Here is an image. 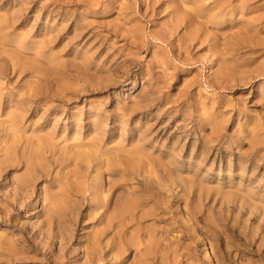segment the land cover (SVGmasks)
<instances>
[{
  "label": "rangeland",
  "instance_id": "1",
  "mask_svg": "<svg viewBox=\"0 0 264 264\" xmlns=\"http://www.w3.org/2000/svg\"><path fill=\"white\" fill-rule=\"evenodd\" d=\"M143 1L0 0V264H264V0Z\"/></svg>",
  "mask_w": 264,
  "mask_h": 264
},
{
  "label": "bare ground",
  "instance_id": "2",
  "mask_svg": "<svg viewBox=\"0 0 264 264\" xmlns=\"http://www.w3.org/2000/svg\"><path fill=\"white\" fill-rule=\"evenodd\" d=\"M145 1V0H144ZM143 1V2H144ZM148 2V1H146ZM150 4V3H148ZM26 8V7H25ZM152 9V8H151ZM153 10V9H152ZM27 12V10L25 11V13ZM7 17V16H6ZM15 21V20H14ZM23 21V20H22ZM28 21V20H27ZM5 22V20H3L2 18H0V25H3V23ZM14 23V22H13ZM12 23V26L14 25ZM82 31V30H81ZM84 33V32H83ZM56 36V35H55ZM25 39L20 36V35H14L12 38H11V41L14 42L16 45H23L25 43L24 41ZM50 43L47 39H42L41 41L39 42H34L32 44V48L33 50L35 51V54L37 55H41V51L43 50V48H45L47 46V44ZM17 102V101H16ZM42 144H44L45 146H51V142L50 140H42L41 141ZM16 147V146H15ZM12 149L13 147L12 146H7L6 147V150H5V153H4V159L2 160V162H11L13 161L12 158H10V155H11V152H12ZM37 151V150H36ZM45 151V150H44ZM118 153V152H117ZM119 154V153H118ZM125 154V153H124ZM22 155V153H21ZM47 155V154H45ZM63 155V154H62ZM130 155V154H129ZM65 155H63L64 157ZM131 156V155H130ZM21 157V156H20ZM39 157V153H37L35 155V158ZM59 157V155H58ZM110 157V156H109ZM129 157V156H128ZM51 158V157H50ZM57 158V157H56ZM60 159V158H59ZM67 159V158H66ZM55 161V160H54ZM63 161V160H62ZM25 164L26 166L28 165H31V161L29 163L28 159L25 160ZM33 162V161H32ZM56 162H58L56 160ZM102 164V161L100 162ZM100 163H98V165H100ZM123 163V162H122ZM60 164H62L60 162ZM24 166V165H23ZM33 166V165H32ZM35 166V165H34ZM25 167V166H24ZM52 167V166H51ZM11 168V167H10ZM47 168V166L45 167ZM29 169V168H28ZM105 171L108 173V174H112L113 172H117L119 173L121 171V167H117V165H115V163L113 161H108L105 163ZM148 171V170H147ZM39 175L40 176H45L46 174L42 171V170H39ZM49 174V173H48ZM135 175V174H134ZM30 174L28 173L27 174V177L25 178V181H27L26 179H28V182H31L33 183L36 179V177H29ZM23 179V178H22ZM45 179V178H44ZM48 179V178H47ZM43 180V179H42ZM39 181V180H38ZM23 182V181H22ZM17 183V181H16ZM19 183V182H18ZM36 183V182H35ZM22 184V183H21ZM26 184V183H25ZM106 184L108 185V188L109 189H113L114 191L117 190V189H121L122 188V183H121V179H118V180H115V181H107ZM169 185V184H168ZM18 187V186H17ZM162 187V186H161ZM14 188V187H12ZM159 191V190H158ZM164 191V190H163ZM86 193V192H85ZM84 193V194H85ZM74 194V193H73ZM23 195V194H22ZM79 195V194H78ZM115 196H117L118 194H115ZM29 196V194H28ZM37 198V197H36ZM28 200V199H27ZM61 201L57 196L55 198H51L48 200L49 202V206L47 208L44 209L42 215H44V217L46 218L45 221L43 222L44 224H49L51 222V220L53 219V212L55 210L56 207H60L61 206ZM72 202V201H71ZM20 203H24L23 201H20ZM87 203V202H86ZM10 204V203H9ZM13 206V205H12ZM102 206H105L103 200H98L97 203H95V205L91 206L92 208H99V207H102ZM16 207V206H15ZM90 207V208H91ZM21 208V207H20ZM19 209V208H18ZM42 210V209H41ZM21 211V210H20ZM58 211V210H57ZM79 211V210H78ZM56 213V211H55ZM64 213V212H63ZM62 213V214H63ZM58 214V213H57ZM80 213H76V216L79 215ZM57 216V215H56ZM104 216V213L101 214L98 218V220L100 222H102V217ZM60 217V216H59ZM68 217V216H67ZM116 217H119V214L117 213L116 216H114L113 218L115 219ZM61 218V217H60ZM63 218V217H62ZM113 218H109L108 220V223L105 225V228L107 227H111V221L113 220ZM65 219H66V216H65ZM51 225V224H50ZM46 228V227H45ZM105 229H102V230H99L97 232H95V234L91 237V240H89L90 238H88V241L87 243L90 244V246H87L86 249H85V254L88 255V259H87V263L86 264H94L95 261H96V252H97V247L99 246V243H100V240H101V237L105 234ZM69 235H63V238L62 240H64L65 242H69L72 238V233H68ZM46 235V234H45ZM28 238V236H27ZM29 241V240H28ZM58 241V240H57ZM37 244V242H36ZM35 246V245H34ZM37 249V248H36ZM105 249V248H104ZM81 251V250H80ZM119 252V251H117ZM81 255V254H80ZM86 255V256H87ZM208 252L207 251H204V257H208ZM11 257V256H10ZM17 257V256H16ZM107 258V257H106ZM82 260V259H81ZM26 261V260H25ZM111 262V261H110ZM113 262V261H112ZM98 263V262H97ZM109 264V263H108Z\"/></svg>",
  "mask_w": 264,
  "mask_h": 264
}]
</instances>
